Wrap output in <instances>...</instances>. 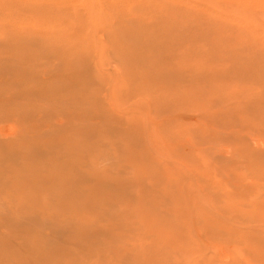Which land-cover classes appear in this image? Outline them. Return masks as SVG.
<instances>
[{"label":"rangeland","instance_id":"rangeland-1","mask_svg":"<svg viewBox=\"0 0 264 264\" xmlns=\"http://www.w3.org/2000/svg\"><path fill=\"white\" fill-rule=\"evenodd\" d=\"M0 127V264H264V0H0Z\"/></svg>","mask_w":264,"mask_h":264},{"label":"bare ground","instance_id":"bare-ground-1","mask_svg":"<svg viewBox=\"0 0 264 264\" xmlns=\"http://www.w3.org/2000/svg\"><path fill=\"white\" fill-rule=\"evenodd\" d=\"M73 31H74V30H73ZM71 35H72V34H71ZM82 61H83V60H82ZM78 65H79V64H78ZM69 78H70V77H69ZM0 133H1V127H0ZM230 195H231V194H230ZM230 195H229V196H230ZM229 196H228V197H229ZM231 196H233V195H231ZM228 199L230 200V198H228ZM226 200H227V199H226ZM226 200H224V201H226ZM224 201H222V202H224ZM227 201H228V200H227ZM255 207H256V206H255ZM256 208H257V207H256ZM227 209L230 210V208H227ZM218 210H219V209H218ZM245 210H247V209H245ZM252 210H253V209H252ZM247 211H248V210H247ZM255 211H256V210H255ZM232 213H233V212H232ZM248 213L250 214V211H249ZM250 215H252V214H250ZM247 216H249V215H247ZM233 219H234V216H233ZM230 220H231V218H230ZM244 224H245V223H244ZM249 224H250V223H249ZM222 227H223V226H222ZM251 228H252V227H251ZM223 230H224V228H223ZM225 230L228 231L227 229H225ZM225 230H224V231H225ZM250 231H251V230H250ZM245 232H246V231H245ZM248 233H249V232H248ZM248 233H247V234H248ZM238 234L241 235V232H240V233L238 232ZM247 234H246V235H247ZM242 235H244L243 237H245V234H244V233H243ZM242 235H241V238H242ZM250 235H251V232H250ZM234 236H235V235H234ZM253 236H254V235H253ZM253 236H251V238H252ZM229 237H230V236H229ZM237 237H238V236H237ZM237 237H235V238H237ZM246 237H247V236H246ZM246 237H245V238H246ZM230 238H231V237H230ZM235 238H234V239H235ZM248 238H249V236H248ZM248 238H246V239L243 238V239L246 240V241H248V240H249ZM235 240H236V239H235ZM244 240H243V241H244ZM243 241H242V239L240 240V242H243ZM259 241H260V240H259ZM234 242H236L235 244L238 243L237 241H234V240H233V243H234ZM254 242H255V241H254ZM261 242H264V241H261ZM248 244H249V243H248ZM239 245H241V244H239ZM250 245H251V244H250ZM250 245H249V246H250ZM252 245H254V244L252 243ZM249 246H248V247H249ZM255 246H256V245H255ZM257 246H258V245H257ZM261 246H262V245H261ZM235 247H236V246H235ZM241 247H242V246H241ZM250 247H251V246H250ZM263 247H264V246H263ZM238 248H240V246H239ZM243 248H244V247H243ZM243 248H241V249H243ZM214 251L216 252L215 248H214ZM217 251H218V250H217ZM239 251H240V249H239ZM242 251H243V250H242ZM227 252H228V251H227ZM216 253H217V252H216ZM194 254H195V252H194ZM223 254H224V253H223ZM248 254H249V253H248ZM210 255H211V254H210ZM224 255L226 256V253H225ZM244 255H245V254H244ZM250 255H251V254H250ZM211 256H212V255H211ZM218 256H219V255H218ZM232 256H233V253H232ZM248 256H249V255H248ZM201 257H202V256H201ZM228 257H229V255H228ZM205 258H206V257H205ZM210 258H212V257H210ZM226 258H227V257H226ZM258 258H259V257H258ZM231 259H232V258H231ZM200 260H202V259H200ZM208 260H209V259H208ZM212 260H213V258H212ZM222 260H225V259L223 258ZM232 260H233V259H232ZM234 260H236V258H234ZM239 260H240V259H239ZM250 260H253V259H251V257H250ZM256 260H257V259H256ZM199 262H200V261H199ZM240 262H241V261H240ZM254 262H255V260H254ZM254 262H251V263L254 264ZM258 262H259V261H258ZM258 262H257V263H258ZM217 263H218V262H217ZM249 263H250V262H249ZM251 263H250V264H251ZM257 263H256V264H257ZM258 264H259V263H258ZM262 264H263V263H262Z\"/></svg>","mask_w":264,"mask_h":264}]
</instances>
